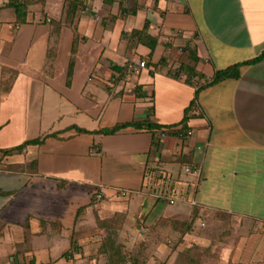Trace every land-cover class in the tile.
<instances>
[{
    "label": "crops",
    "instance_id": "crops-1",
    "mask_svg": "<svg viewBox=\"0 0 264 264\" xmlns=\"http://www.w3.org/2000/svg\"><path fill=\"white\" fill-rule=\"evenodd\" d=\"M82 1L73 21L68 0L20 21L0 0V264H64L99 219L138 214L175 242L157 245L163 264H263L264 58L211 81L264 52V0ZM181 64L190 80L170 74ZM145 120L161 127L100 132ZM58 201L79 205L68 226ZM61 238L59 256L38 255Z\"/></svg>",
    "mask_w": 264,
    "mask_h": 264
},
{
    "label": "trees",
    "instance_id": "trees-1",
    "mask_svg": "<svg viewBox=\"0 0 264 264\" xmlns=\"http://www.w3.org/2000/svg\"><path fill=\"white\" fill-rule=\"evenodd\" d=\"M35 0H8L6 6L7 7H12L15 10L16 16L20 21H25L26 20V15L28 12V7L33 4ZM83 1L82 0H68L67 4V10H66V18L70 19V21H73L75 16L77 15V12L83 8ZM135 35H139V39L143 42L148 44V46L153 50L155 45H156V38L150 36L146 32V27H144L142 30H137L135 31ZM148 39V40H147ZM264 58V52L260 54L259 56L240 61L237 63H234L230 66H228L225 69H221L216 71L214 78L212 79L211 83H218L222 80H225L227 78H238L241 74V68L245 65L248 64H253L258 62L259 60ZM192 59L196 61L198 58L195 55H192ZM181 73H184L188 76V80H190L195 74V68L188 65V64H181L177 69L174 71H171L170 74L173 76H179ZM139 87H136V90H138ZM132 125V126H137V127H146L149 130L150 128L154 127H161L159 124L152 123L148 120H145L143 123H139L137 121H131L129 123H123V124H117L111 128H104L101 129L100 132L103 133H115L117 130H119L122 127ZM79 131L87 132L85 129H81L76 127ZM41 139H37L36 142H41ZM22 146L17 147L16 149L19 150L21 149ZM6 153L10 152V150L5 151ZM95 196V195H94ZM120 215H113L111 217H106V218H101L98 220V229L100 233V240L97 242V248H96V260L97 258L100 257H106V264H149L146 261L144 262L143 260V251L142 247L143 245L147 246V244L141 243L138 249V253L133 255L131 259H128L129 255H125L126 252L130 251L126 250L125 243L119 238L120 236V224L119 220ZM140 217V214L137 215ZM121 223V222H120ZM159 224V222H157ZM122 226V225H121ZM83 246L78 244V241L76 239H72L71 246L69 250L65 251L61 257H64L66 259H70L76 254H82L83 253ZM140 250V251H139ZM148 250V248H146ZM83 255V254H82ZM128 256V257H127ZM130 258V257H129ZM98 262V261H97ZM96 264V263H95ZM98 264H100L98 262Z\"/></svg>",
    "mask_w": 264,
    "mask_h": 264
},
{
    "label": "rangeland",
    "instance_id": "rangeland-1",
    "mask_svg": "<svg viewBox=\"0 0 264 264\" xmlns=\"http://www.w3.org/2000/svg\"><path fill=\"white\" fill-rule=\"evenodd\" d=\"M72 192H74V189H71V194ZM68 192H65L63 194V197H67ZM79 200L81 201V203L84 202L85 200V195L81 194L79 197ZM77 199V197H73V200ZM79 205L78 204H73V203H68L65 204L61 201H58V203L55 205L56 208L61 209L63 211V215H64V220L61 221L59 224V226L62 225H66L68 226V223H71V219L74 215L75 210L77 209ZM94 207V206H93ZM144 215L138 217V216H119V220H121L119 222L120 224V236L119 238L125 243L126 250H129L128 248H130V251L126 252L125 255H129L128 259H131L133 255L137 254L138 249L140 244H147V246L143 245L142 249L143 251H141L143 253V261L149 263V264H163L162 259L157 255V251H155L158 248V244H164L168 247V250L172 249L175 247V242L173 240H169L170 237H164V238H160V237H153L151 236L152 230H154L155 232L158 233V229H159V224H157V222L152 223L150 225L146 224L145 219L143 218ZM93 218V213H91V215L88 216V221L86 223V226H91L89 225L88 222L91 221V219ZM122 225V226H121ZM191 226H193L192 224L187 225V228H191ZM157 227V228H156ZM96 229H92L90 232H93L94 235H92V237L87 238V245H85L86 249L83 250V258H78L76 259H72V260H66V262H64V264H98V262L100 264H106V257H98L97 261L96 260V248H97V242L98 240H100V233H99V229L98 226L96 227ZM68 238H61V239H57L56 242H54V247L51 248H47V249H41L40 253L38 254L41 258L42 257H48L50 255V257H52L53 259L56 258L57 256L60 255V253L65 250L68 249ZM153 246V248H152ZM156 246V248H155ZM146 248H148V250H146ZM154 249V250H153ZM51 250V251H49ZM140 251V250H139ZM85 254V255H84ZM41 261H44V259H42ZM216 260L215 257H212L211 263L215 264ZM264 264V261L262 262ZM127 264H131V263H127ZM184 264H191L189 263V257H184Z\"/></svg>",
    "mask_w": 264,
    "mask_h": 264
},
{
    "label": "built area",
    "instance_id": "built-area-1",
    "mask_svg": "<svg viewBox=\"0 0 264 264\" xmlns=\"http://www.w3.org/2000/svg\"><path fill=\"white\" fill-rule=\"evenodd\" d=\"M145 66H146V61L145 60L138 61V62H136V64H134V63H129L128 64V68L130 70H133V71H138L139 69L144 68ZM185 171L193 172V173H200L201 168L198 165L186 166L185 167ZM121 194H122V196H126L127 192L126 191H122ZM103 197H104L103 189H99L96 192V194H95V199L97 201H101L103 199ZM170 202L174 203V199H171Z\"/></svg>",
    "mask_w": 264,
    "mask_h": 264
}]
</instances>
